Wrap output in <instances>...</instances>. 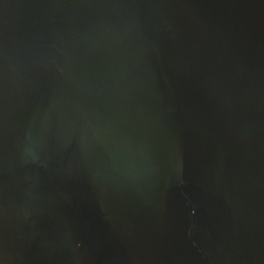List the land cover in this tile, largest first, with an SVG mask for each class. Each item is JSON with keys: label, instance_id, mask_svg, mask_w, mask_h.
Wrapping results in <instances>:
<instances>
[{"label": "water", "instance_id": "95a60500", "mask_svg": "<svg viewBox=\"0 0 264 264\" xmlns=\"http://www.w3.org/2000/svg\"><path fill=\"white\" fill-rule=\"evenodd\" d=\"M0 264H264V0H0Z\"/></svg>", "mask_w": 264, "mask_h": 264}]
</instances>
